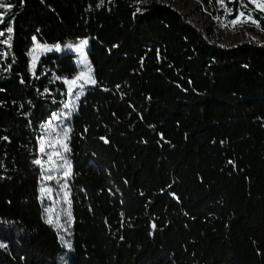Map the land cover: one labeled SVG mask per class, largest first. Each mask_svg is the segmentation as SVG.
I'll use <instances>...</instances> for the list:
<instances>
[{
    "label": "trees",
    "instance_id": "obj_1",
    "mask_svg": "<svg viewBox=\"0 0 264 264\" xmlns=\"http://www.w3.org/2000/svg\"><path fill=\"white\" fill-rule=\"evenodd\" d=\"M171 1L0 0V264L65 252L44 218L40 138L79 66L50 52L31 70L39 31L16 42L11 29L33 11L90 39L95 84L68 142L69 264H264V43L209 40ZM201 2L264 29L248 0Z\"/></svg>",
    "mask_w": 264,
    "mask_h": 264
},
{
    "label": "rangeland",
    "instance_id": "obj_2",
    "mask_svg": "<svg viewBox=\"0 0 264 264\" xmlns=\"http://www.w3.org/2000/svg\"><path fill=\"white\" fill-rule=\"evenodd\" d=\"M248 1L256 10H264L262 0ZM171 4L178 11L190 14L193 23L209 40L211 33L208 28H211L226 46H236L246 41L264 43V29L243 8L235 18H232L233 12L226 10L221 15H216L205 8L201 0H172ZM32 19H37V22ZM20 21L14 23L11 29L16 42H23L22 33L24 29L30 27L37 29L41 37L33 38V46L28 52L32 71L35 70L40 57L50 52L74 54L75 63L79 66L78 74L72 79L65 80L69 90V100L65 108L47 120L40 138L39 164L42 171L40 193L44 218L59 233L64 247L65 252L59 258L60 264H69L73 215L70 190L72 164L68 155V142L71 119L79 99L88 87L95 84L94 71L88 58L90 39L67 41L62 36L50 33L45 15L41 12H27L22 15Z\"/></svg>",
    "mask_w": 264,
    "mask_h": 264
}]
</instances>
